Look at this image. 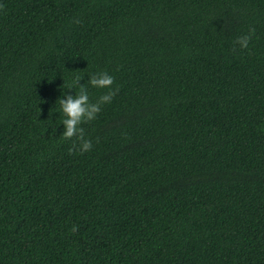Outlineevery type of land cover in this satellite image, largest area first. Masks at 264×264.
I'll return each mask as SVG.
<instances>
[{
	"label": "trees",
	"instance_id": "trees-1",
	"mask_svg": "<svg viewBox=\"0 0 264 264\" xmlns=\"http://www.w3.org/2000/svg\"><path fill=\"white\" fill-rule=\"evenodd\" d=\"M0 264H264V0H0Z\"/></svg>",
	"mask_w": 264,
	"mask_h": 264
},
{
	"label": "clouds",
	"instance_id": "clouds-1",
	"mask_svg": "<svg viewBox=\"0 0 264 264\" xmlns=\"http://www.w3.org/2000/svg\"><path fill=\"white\" fill-rule=\"evenodd\" d=\"M250 36L245 35L238 37L236 43L239 44L241 49L248 47V41ZM79 77L73 79V81L67 86L71 88L77 83ZM89 85L97 89L108 88L109 92L98 98L95 103L89 102V95L84 86H80L79 91L75 96L67 95V98H60L59 106L60 111L63 113V120L61 123L64 125V132L62 137L64 139H71L76 136L77 140L80 141L77 146L73 143V148H77L80 152H87L91 149L92 143L89 139L84 138L83 129L80 127L84 121H91L95 118L96 114L100 111L102 104L111 102L112 95L111 86L113 84V77L107 72H98L96 76L89 80ZM72 149H70L71 151Z\"/></svg>",
	"mask_w": 264,
	"mask_h": 264
}]
</instances>
